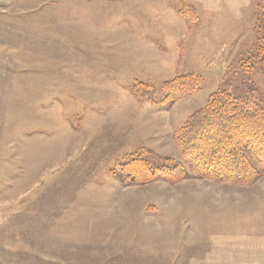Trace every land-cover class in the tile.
<instances>
[{
	"label": "rangeland",
	"instance_id": "rangeland-1",
	"mask_svg": "<svg viewBox=\"0 0 264 264\" xmlns=\"http://www.w3.org/2000/svg\"><path fill=\"white\" fill-rule=\"evenodd\" d=\"M263 5L0 0V264H264V173L195 178L177 138L215 95L262 105Z\"/></svg>",
	"mask_w": 264,
	"mask_h": 264
},
{
	"label": "trees",
	"instance_id": "trees-1",
	"mask_svg": "<svg viewBox=\"0 0 264 264\" xmlns=\"http://www.w3.org/2000/svg\"><path fill=\"white\" fill-rule=\"evenodd\" d=\"M262 3H257V12ZM256 12V16H257ZM264 5L257 19L260 26L262 54L261 69L264 71ZM191 85H200L193 75L177 77ZM188 84V85H189ZM187 85V86H188ZM174 87V86H173ZM176 89V88H173ZM186 92V91H183ZM223 96V97H221ZM191 119L179 130L177 136L182 155L189 159L192 176L209 179L218 183L230 182L236 185H252L264 173V98L262 105L254 100L241 102L232 100L226 94L215 95L204 111L193 114ZM237 162V167L230 158ZM228 162L231 166H225ZM133 160L125 166L136 185L147 184L158 179L177 183L187 178L180 167L151 168L143 160L139 166ZM219 168V169H218ZM133 172V173H132Z\"/></svg>",
	"mask_w": 264,
	"mask_h": 264
},
{
	"label": "crops",
	"instance_id": "crops-1",
	"mask_svg": "<svg viewBox=\"0 0 264 264\" xmlns=\"http://www.w3.org/2000/svg\"><path fill=\"white\" fill-rule=\"evenodd\" d=\"M225 255H227V252L226 253H224Z\"/></svg>",
	"mask_w": 264,
	"mask_h": 264
}]
</instances>
